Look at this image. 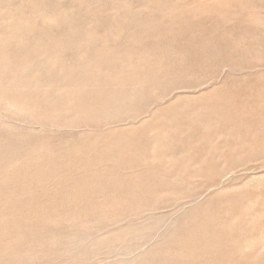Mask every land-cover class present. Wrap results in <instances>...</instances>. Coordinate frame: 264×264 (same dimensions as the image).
I'll return each mask as SVG.
<instances>
[{"label": "rangeland", "instance_id": "rangeland-1", "mask_svg": "<svg viewBox=\"0 0 264 264\" xmlns=\"http://www.w3.org/2000/svg\"><path fill=\"white\" fill-rule=\"evenodd\" d=\"M0 264H264V0H0Z\"/></svg>", "mask_w": 264, "mask_h": 264}, {"label": "bare ground", "instance_id": "bare-ground-1", "mask_svg": "<svg viewBox=\"0 0 264 264\" xmlns=\"http://www.w3.org/2000/svg\"><path fill=\"white\" fill-rule=\"evenodd\" d=\"M57 50H58V49H57ZM58 53H59V52H58ZM117 93H118V92H117ZM103 97H104V96H103ZM105 98H106V97H105ZM49 99H50V98H49ZM52 101H53V100H52ZM118 101H119V100H118ZM53 102H54V101H53ZM62 103H63V102H62ZM73 103H74V102H73ZM57 106H58V105H57ZM80 106H81V105H80ZM80 106H79V107H80ZM58 107H59V106H58ZM88 107H89V106H88ZM86 108H87V107H86ZM18 109H19V108H18ZM16 110H17V109H16ZM19 111H20V110H19ZM24 113H25V112H24ZM32 113H33V112H32ZM37 113H38V112H37ZM42 117H43V115H42ZM82 118H83V117H82ZM56 120H57V119H56ZM65 122H66V121H65ZM88 122H89V121H88ZM57 123H58V122H57ZM164 133H165V132H164ZM189 136H190V135H189ZM171 139H172V138H171ZM192 141H193V140H192ZM147 153H148V152H147ZM165 261H166V260H165ZM165 261H164V262H165ZM165 263H166V262H165Z\"/></svg>", "mask_w": 264, "mask_h": 264}]
</instances>
